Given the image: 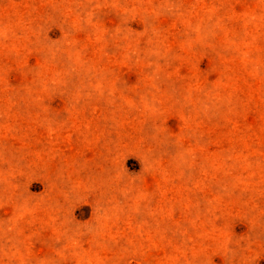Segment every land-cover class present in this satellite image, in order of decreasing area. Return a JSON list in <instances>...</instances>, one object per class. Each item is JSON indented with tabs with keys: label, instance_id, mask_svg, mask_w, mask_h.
<instances>
[{
	"label": "rangeland",
	"instance_id": "1",
	"mask_svg": "<svg viewBox=\"0 0 264 264\" xmlns=\"http://www.w3.org/2000/svg\"><path fill=\"white\" fill-rule=\"evenodd\" d=\"M0 264H264V0H0Z\"/></svg>",
	"mask_w": 264,
	"mask_h": 264
}]
</instances>
